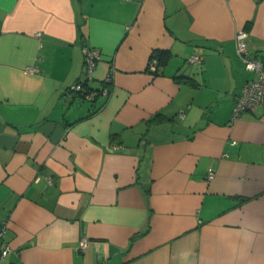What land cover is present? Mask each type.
I'll return each instance as SVG.
<instances>
[{
  "label": "crops",
  "instance_id": "1",
  "mask_svg": "<svg viewBox=\"0 0 264 264\" xmlns=\"http://www.w3.org/2000/svg\"><path fill=\"white\" fill-rule=\"evenodd\" d=\"M240 29L264 67V0H0V264H264Z\"/></svg>",
  "mask_w": 264,
  "mask_h": 264
},
{
  "label": "built area",
  "instance_id": "2",
  "mask_svg": "<svg viewBox=\"0 0 264 264\" xmlns=\"http://www.w3.org/2000/svg\"><path fill=\"white\" fill-rule=\"evenodd\" d=\"M247 32L240 29L237 30L234 36L236 44V52L243 59L245 63V68L247 70L257 72L255 79L247 80L240 92L235 96L234 106L232 109L231 119H235L240 116L244 111L250 110L259 104H264V67H262L261 62L255 58L248 56L247 54ZM83 67L82 74L79 80L74 84V89L83 92L85 96L89 99L95 96L96 92L87 91L85 88L86 81L91 78L94 68L96 66L97 60L100 58L99 51L95 48L84 46L83 49ZM200 56L191 55L188 60L191 63H199ZM157 64L155 57L149 60V69L154 70ZM29 71L34 70V68H27ZM180 116L183 115L181 111ZM214 177V172L210 170L207 175V179H212ZM6 230L5 224L0 225V257H4L9 253V247L4 242V233ZM87 241L82 238L79 241V248L81 250L85 249Z\"/></svg>",
  "mask_w": 264,
  "mask_h": 264
},
{
  "label": "trees",
  "instance_id": "3",
  "mask_svg": "<svg viewBox=\"0 0 264 264\" xmlns=\"http://www.w3.org/2000/svg\"><path fill=\"white\" fill-rule=\"evenodd\" d=\"M167 55H168V52L167 51H164V50H153L151 52V55L149 57V60L152 58V57H155L156 60H157V64H156V67L154 70H151L149 69V61H148V64H147V69L150 70L153 74H157L158 73V69H159V66L160 65H163L167 59Z\"/></svg>",
  "mask_w": 264,
  "mask_h": 264
}]
</instances>
